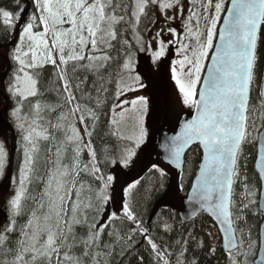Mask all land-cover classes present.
<instances>
[{"label":"snow or ice","instance_id":"obj_1","mask_svg":"<svg viewBox=\"0 0 264 264\" xmlns=\"http://www.w3.org/2000/svg\"><path fill=\"white\" fill-rule=\"evenodd\" d=\"M228 2L230 6L226 0H203V29L199 13L189 8L187 18L183 16V0H13L11 10L0 7V32L12 35L19 29V39L6 51L9 70L2 86L5 99L12 101L8 116L22 152L17 175L10 178L7 215L0 218V264H113L114 260L132 264L129 257L140 243L137 235L150 247L155 264H198L195 250L204 249L205 242L197 238L195 230L185 229L158 244L132 204L142 178L125 182L117 199L109 191L116 178L101 167L135 166L150 141L148 121L155 105L146 93L131 99L128 94L146 90L161 70L169 74L178 93L177 104L194 113L160 145L165 162L183 172L186 150L193 145L202 149L189 202L219 224L222 237L213 239L222 240L227 264H248L245 234L238 222L247 223V212L253 206L264 217V204L242 175L239 160L251 121V127L262 133L258 163L264 183V91L259 128L255 109L250 113L258 46L264 43V0ZM225 11L223 27L218 29ZM143 19L155 29L149 39L140 32ZM177 19L183 34L174 26ZM153 28L147 31L151 33ZM165 35L171 38L165 41ZM173 46L179 58L162 65ZM209 59L211 63L206 65L204 61ZM46 65L53 69L49 85L55 87V103L43 99L52 87L44 91L40 87ZM205 69L207 74L202 75ZM78 72L84 75H76ZM113 82V102L104 112L105 94L110 91L107 85ZM93 100L94 107L82 103ZM53 113L58 114L53 118ZM77 114L83 135L77 127ZM102 115L108 117L105 135L115 137L117 143L98 153L92 137ZM85 149L87 163L81 158ZM8 162L0 142V175ZM147 172L163 188L165 168L153 162ZM82 174L90 179H83ZM34 182L42 187L33 194L30 186ZM237 183L242 189L238 201ZM179 187L182 190V183ZM112 204L116 207L109 211ZM169 219L161 216L154 229L172 233L175 229ZM247 244L252 247L250 237ZM215 252V247L208 246L209 255ZM136 264H143V256Z\"/></svg>","mask_w":264,"mask_h":264},{"label":"trees","instance_id":"obj_2","mask_svg":"<svg viewBox=\"0 0 264 264\" xmlns=\"http://www.w3.org/2000/svg\"><path fill=\"white\" fill-rule=\"evenodd\" d=\"M226 4H228V0H226ZM0 7L6 8L11 10L13 7V0H0ZM224 12L221 13V18L223 17ZM146 19L142 20V23L140 24V32H143L144 27H142V24L145 22ZM221 22V21H220ZM218 22V26L220 24ZM13 34L12 35H5L3 32H0V44L6 45L12 41ZM129 39H132V37ZM263 48V50H262ZM5 54V52H4ZM258 60H257V66L255 69V78L254 83L251 86V95H250V113L253 112V109H255L254 116L256 118V127H260V87L262 82V76H263V69H264V43L260 44L258 46ZM2 63V62H1ZM4 64V63H2ZM5 67V64H4ZM115 67V65H113ZM3 70L0 68V72ZM47 72V70L45 71ZM76 75L83 76L84 73L78 72ZM92 77H89V81L91 82ZM107 87L110 89V91L105 94L108 97L107 104L104 106L103 111L108 112V109L110 108L112 104V94L115 91V83L113 82L110 85H107ZM77 95H79L77 93ZM96 93L93 92V96H95ZM82 103H87L89 107L95 106V100L93 101H83ZM12 123V121H11ZM89 124L91 125V121H89ZM249 131L250 135L248 138V142L244 143L242 145V156L239 160V166L240 171L242 175L247 176V181L250 186V188L253 191L257 192L256 199H258L259 195V183L257 175L254 171V161L256 158L257 153V135L258 133L251 127V121H249ZM13 126V124H12ZM108 117L107 116H101V119L98 123L97 129L94 132L93 135V144L97 150L98 153L102 152V149L104 147H114L117 143V140L115 137L111 135H105V133L108 131ZM14 128V126H13ZM15 130L16 134V158L14 160V167L18 164L20 161V145L18 144L19 135ZM1 142V141H0ZM5 148L8 153V157L10 155V148H11V137L10 134L7 136ZM85 150L82 152V161L83 163H86L88 160V157L85 156ZM187 163H185L184 171L182 174V178L185 180V182L188 184L190 183L191 179L194 177L196 171L198 170V166L201 161V152L198 147H195L189 151V153L186 156ZM9 162L6 166V170L3 175H0V184L3 181V177L6 175L8 170ZM101 167L104 169L105 174H110L113 172L114 169L117 167L114 165H105L101 164ZM41 173H43V166H41ZM150 173L144 174L142 177V184L138 186L137 190H134V194L132 196V204L134 210L143 218L146 226H148L150 229L153 230V239L156 240L158 244H164V242L168 239H174L177 237L178 233L183 230H195L197 234L198 239H202L205 242L204 249H196L195 250V258L198 260V264H227V254L224 253L223 249L221 248V241L220 239H213V237L218 236L217 231H213L212 228H214L211 222H209L206 218V216L202 215L198 219H196L194 222L190 224H185L182 221H180L179 217L174 214L170 208L165 204L162 203L160 207L157 209L156 213L153 215L156 204L162 199V196L165 194L168 184H167V178L164 177V186L163 188L158 187V181L156 183H153V180H150L148 177L150 176ZM82 177L83 174H82ZM2 180V181H1ZM31 190L33 194L42 187V185L33 183L31 186ZM152 188L154 190L147 191V189ZM10 190V191H9ZM183 193L187 191L185 187H183ZM235 191H236V200H239V193L242 191L239 183L235 185ZM12 192V186L9 188H4L0 193V210L7 215L6 208H5V202L8 196ZM29 207H31V201H28ZM162 217L164 218H170L169 222L173 224L174 231L170 234H164L162 232H159L158 230L154 229V222L157 221ZM22 222V220H21ZM119 226V221L116 222ZM212 224V225H211ZM211 227V230L209 228ZM259 227H260V215L257 212L255 206L252 207L251 210L247 212V223L245 224L243 221L238 222V228L242 229L245 234V251H247V261L248 264H253L256 254H257V248H258V242H259ZM250 230V231H249ZM213 231V232H212ZM211 232L213 235L209 236L208 233ZM251 239L252 247L249 248L247 241L248 239ZM135 239L139 240L140 243L137 245L136 252L133 254L132 257H129V260L132 261V264H136V260L139 258V256H143V264H155V261L150 254V247L146 244V242L143 240L142 237L137 235ZM208 246H212L216 248V252L214 255L208 254ZM191 259V255L189 256ZM113 264H117V261L114 260ZM124 264H128V261L126 260Z\"/></svg>","mask_w":264,"mask_h":264},{"label":"water","instance_id":"obj_3","mask_svg":"<svg viewBox=\"0 0 264 264\" xmlns=\"http://www.w3.org/2000/svg\"><path fill=\"white\" fill-rule=\"evenodd\" d=\"M227 6H230L229 2H228ZM226 15H227V12L225 11L224 16H226ZM223 17H222V20H221V23H220L218 29L223 27ZM18 32H19V29L16 30L14 37L10 43H8L5 46H0V51L2 48L10 49L12 46H14V42L16 40H18V37H19ZM214 43H218V38L214 41ZM2 59L6 60V57L4 55H2L0 52V61ZM210 63H211V61L209 59L207 64H210ZM6 70H9L8 64H7ZM206 74H207V70L205 69L204 75H206ZM6 79H7V76L5 75V72L0 74V81H2L1 84H3L6 81ZM165 86H167V81H165ZM261 91H264V73H263V79H262V84H261ZM0 97H4V95L1 91H0ZM4 100H5L6 106L4 107V109L2 111H0V135L5 134L9 131L11 133L12 143H11V152H10V158H9L8 173L0 185V193L5 186L9 187V181L13 175V165H14V158H15V152H16L14 131H13L12 127L8 124V122L4 118V115L7 114V108H8V100H6L5 97H4ZM155 108H156V105H155ZM154 115H155V113H153V115L149 119V126L154 129V133H152V136L154 135V140L153 139L150 140L146 149H144V159L139 163V166H138L141 171L139 170V174L135 173L133 176H126L125 173L123 174L124 176H120V174H122V171H120V170L117 171L118 178H117V184H116V190H115V192L117 193L116 198L119 199L121 197L122 185L126 186L125 182L131 183L133 179L140 178L147 171V167H150V165L153 162H155L157 164L161 163L162 165H164L170 169H173L175 173L173 171H171L170 174L172 175L173 182L169 186V189H168L167 193L165 194V196L161 199L160 202H158L156 204L153 215L156 213V211L160 207V205L162 203H165L169 208H171V210L176 215H178L180 220L186 224L191 223L192 221L196 220L200 215L203 214V215H206L212 221V223L215 224L217 229H219V227H220L219 224H217L212 219V217H210V215L208 213L203 212L202 210H199L196 205L189 202L188 197L192 193V187L189 190V192L187 193V195L185 197H182V195L178 189V186H177V179L181 173V170L175 168L172 165H168L165 162L163 150L160 148V145L164 142L165 138L170 137L172 135H175V133L177 131H179V124L183 123L184 120L190 119L191 116L190 115L184 116L181 119L183 121H181V122L179 121L178 126H176L175 129L174 128L173 129L172 128L171 129H165L164 126H159L158 124H155L154 121H157V120L154 118ZM260 135H262V133H259V136H258L257 155H256L255 163H254V169L256 171V174H257V176L259 178V182H260L259 202L261 204H264V191H261V189L264 188V183L261 182L260 165L258 163L259 157H260V142H259ZM193 146H196V145H193ZM188 151L189 150H186V153ZM202 154H203V152H202ZM182 166H184V164ZM198 172H199V170H198ZM195 182H196V178H195L193 184H195ZM113 205L116 207L115 204H113ZM194 211L196 214L192 215V213ZM5 216H6V214L0 210V218L5 217ZM219 235H220V237H222V233H219ZM221 247H222V240H221ZM222 249L227 254V251L223 247H222ZM262 258H264V217L261 216L260 228H259V250L257 252V257L254 260V264H261Z\"/></svg>","mask_w":264,"mask_h":264},{"label":"rangeland","instance_id":"obj_4","mask_svg":"<svg viewBox=\"0 0 264 264\" xmlns=\"http://www.w3.org/2000/svg\"><path fill=\"white\" fill-rule=\"evenodd\" d=\"M202 2H203V0H196L195 3H189V0H183V4H184L183 16L185 18H187V16L189 15V12H188L189 8H191L193 12L199 13L200 16H201L200 26L203 29L205 21L202 19V16H203V10L201 8V3ZM213 3H215V0H213ZM149 15H151V13H149ZM195 23H196V21L194 19L192 21V24L195 25ZM174 26L177 28L178 32H180L181 34L184 33V29L181 27L179 19H177L174 22ZM142 27H144L142 34L145 36L146 39H149L151 37V35H154L155 29L153 28V25L150 24L148 19L145 20V22L142 24ZM157 27H158V25H157ZM148 28H153V31L151 33L148 32L147 31ZM217 28H218V24H217ZM129 37L131 38V35H129ZM170 38H171L170 35H165L164 36V40L165 41H167ZM185 42L189 43V41H185ZM190 43H192L194 45L195 41L193 40ZM262 50H263V48H262ZM0 52H1L2 55H4L5 50H1ZM139 58H140V60L144 59L145 58L144 54L143 53L139 54ZM178 58L179 57L176 56V47L173 46V47L170 48V50L168 52V55L165 58L162 59L161 63H162V65L166 66V65H169L171 63L172 59H178ZM207 61L208 60H205L204 63L207 64ZM2 63L0 62V68L3 70L5 67H4V64H2ZM49 69H52L51 65H50ZM46 70H47V68H45L43 70L42 82H41V85H40L41 91H44L46 88H49V87H52V90L51 91H47L45 93V96L43 97V99H45V100H47L49 102L55 103V102H57V95H56L55 87L49 85V81L53 80L54 77L52 76V71L45 72ZM2 72H0V74H2ZM203 73H202V75H203ZM49 78H50V80H49ZM165 81H167V86H165ZM2 85L3 84L0 83V88L3 87ZM160 88H162L163 90H161ZM145 93L153 100L154 105L157 106L155 108V111H154V113L157 115V117L158 118L164 117L163 118V120H164L163 124H164V127L166 129H171V128L173 129V128L176 127V125L178 123L177 114H179L180 118L184 114H191V110L190 109L183 108V105H178L177 104L178 93L175 92V90H174V85H172V82H171V80L169 78V74H166L163 70H161L158 75H155V76L152 77V79L150 81V86L146 90H142V91H139V92H136V93H129L128 94V98L131 99V98H133L136 95H141V94H145ZM53 98L55 99V101L53 100ZM3 105H5V103H4L3 99H1L0 107L3 106ZM23 111L25 113H26V111H29L28 105H25ZM57 114L58 113H53L52 114L53 118ZM78 117H79V114H77V127L80 129L81 135H83V131H84L83 125L79 124ZM6 119L8 120V116H7ZM154 122L156 123V121H154ZM148 124H149V121H148ZM149 129H150V140H152L153 139L152 138V127L149 126ZM8 135H9V133H6L5 135H1L0 136V141L2 143L6 142ZM87 139L88 138L85 137V143L87 142ZM4 144H6V143H4ZM146 147H144L141 150L140 155H139V159L137 160L135 166L134 167H130V168H122V173H125L126 176H133L135 173L139 174V170L140 169H139L138 165L144 159V149H146ZM84 154H85L86 157H88L86 149H85V153ZM19 156H20V161H21V159H22V152L21 151L19 152ZM88 160H89V157H88ZM88 160H87V162H88ZM20 161L18 162L16 167H14V173H13L12 176L17 175V170H18V166H19ZM254 163H255V161H254ZM253 167H254V164H253ZM112 175H114L113 172H112ZM115 175H116V178H118V174L115 173ZM121 175L124 176L123 174H121ZM182 185L183 186L187 185L184 179H182ZM10 186H12L11 183H10ZM4 188H8V187H4ZM113 196H115L114 192H113ZM206 219L209 222H212L209 218H206ZM212 226L214 227V228H212L213 231L216 230L218 236H220L219 233H218L217 227L215 225H212ZM209 228L211 230L210 226H209ZM220 241H221V239H220ZM257 250H259V242H258Z\"/></svg>","mask_w":264,"mask_h":264},{"label":"flooded vegetation","instance_id":"obj_5","mask_svg":"<svg viewBox=\"0 0 264 264\" xmlns=\"http://www.w3.org/2000/svg\"><path fill=\"white\" fill-rule=\"evenodd\" d=\"M48 71H53V69H49V68H48V69H47V72H48ZM50 75H51V74H50ZM49 80H50V78H49ZM49 80H48V81H49ZM53 100L55 101V99H54V98H53ZM53 100H52V101H53ZM3 107H4V105H3V106H1V107H0V109H1V108H3Z\"/></svg>","mask_w":264,"mask_h":264}]
</instances>
